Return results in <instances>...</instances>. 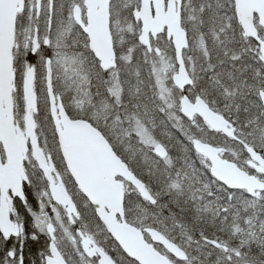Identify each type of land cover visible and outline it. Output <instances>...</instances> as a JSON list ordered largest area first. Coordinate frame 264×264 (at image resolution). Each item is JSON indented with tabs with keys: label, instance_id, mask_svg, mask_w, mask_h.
I'll list each match as a JSON object with an SVG mask.
<instances>
[{
	"label": "snow or ice",
	"instance_id": "snow-or-ice-1",
	"mask_svg": "<svg viewBox=\"0 0 264 264\" xmlns=\"http://www.w3.org/2000/svg\"><path fill=\"white\" fill-rule=\"evenodd\" d=\"M0 264H264V0H0Z\"/></svg>",
	"mask_w": 264,
	"mask_h": 264
}]
</instances>
